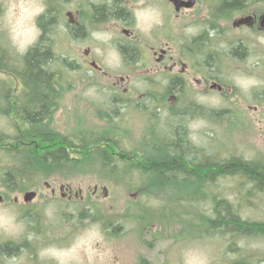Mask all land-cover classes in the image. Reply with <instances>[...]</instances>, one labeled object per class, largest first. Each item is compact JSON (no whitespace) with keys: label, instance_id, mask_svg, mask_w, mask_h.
<instances>
[{"label":"rangeland","instance_id":"rangeland-1","mask_svg":"<svg viewBox=\"0 0 264 264\" xmlns=\"http://www.w3.org/2000/svg\"><path fill=\"white\" fill-rule=\"evenodd\" d=\"M40 12V6L29 0H14L7 11L5 44L8 53L0 59V84L9 83L16 89L6 86L0 90V134L10 138H22L29 132L28 125L25 126L14 111L16 96L13 94L17 93L21 99L31 96L21 85L20 73L26 66L25 56L29 50L39 46L35 18ZM154 24L153 12L149 10L139 24L145 44L157 41L153 36ZM95 38L93 44L89 41L54 44L56 57L52 58L50 69L58 73L60 79L59 97L51 102L48 119L34 128L59 140L84 131L91 133L93 128L105 131L108 128L101 114L114 110L120 117L116 123L126 131L123 148L128 154H145L152 135L168 136L173 127L183 126L187 140L197 153L264 163V65L257 67L255 73L234 66L230 75H222V82L230 79L237 88L228 97L217 90L205 96H200L202 93L198 90L191 94L188 91L192 101L185 94L189 104L172 110L166 93L154 85L157 78L164 76L147 73L141 64H125L117 46L126 44V40L118 27L113 25L110 34L97 32ZM90 47L93 49L91 57H96L100 71L82 62L83 51L85 53ZM80 48L81 53L78 52ZM249 48L253 54L247 66L254 62L264 64V37L253 34ZM65 60L74 63L76 69L68 67ZM76 63L83 64L79 67ZM121 77L128 80L123 87L113 88ZM124 87H128L126 95ZM6 93L9 97L3 99ZM114 99L118 102L116 105L112 104ZM254 106L259 109L253 111ZM225 112L233 119L222 118ZM118 130L121 131H115ZM7 144L10 142L4 143ZM11 165L0 152V196L3 198L0 204V264H141L143 261L146 264H264V234H222L201 227L199 217L208 218L213 214L210 201L172 198L166 212L174 220L183 219V224L163 226L151 221L143 228L138 218L144 209L167 207L157 198L153 187L132 189L120 173L114 178L85 171L76 176L69 171L63 174L55 170L39 173L34 180L36 185L31 188L10 191L4 187L3 176ZM134 173L140 178L141 173ZM141 179L144 180L143 174ZM67 183L82 190L83 202L82 198L75 203L61 199L59 188ZM150 184L157 186L159 183L151 180ZM48 185L57 188L56 198ZM96 186L99 189L95 194ZM183 188L184 192L176 189L175 193L186 194L189 187L184 185ZM252 189L253 185L237 177H225L210 190L238 205L243 218L264 222V194L252 193ZM32 190L40 197L25 202ZM86 209L91 215L81 218V212ZM155 212L151 215L165 219L166 212ZM7 244L15 246L17 251L7 253L1 249Z\"/></svg>","mask_w":264,"mask_h":264},{"label":"flooded vegetation","instance_id":"flooded-vegetation-1","mask_svg":"<svg viewBox=\"0 0 264 264\" xmlns=\"http://www.w3.org/2000/svg\"><path fill=\"white\" fill-rule=\"evenodd\" d=\"M29 1L36 3L41 9L35 18L41 52H50L53 58L56 57L55 43L89 41L88 43L93 44L97 32L107 31L110 34L112 26L115 25L126 40V44L117 46L125 64H141V68H146L147 73L164 76L163 79L157 78L154 85L166 93L172 110L184 103L189 104V100L193 99L190 95L193 90L201 92L200 96L217 90L222 96L228 97L237 91V88L230 79L227 83L222 82V75H230L234 66L247 68L255 73L264 65L262 62H254L251 63L252 66H247L253 54L249 48L252 35L264 37V0ZM13 3L14 0H0V59L8 53L5 44V23L7 11ZM149 10L154 15L153 36L157 41L145 44L139 24ZM98 11H104V14L98 17ZM88 49L85 53L83 51L82 62L87 66L91 64L100 71L96 57H91L93 49ZM31 50L32 48L29 52ZM78 52L81 53L82 49ZM145 59H148V65H145ZM76 64L79 67L82 65ZM127 80L121 77L113 88L123 87ZM21 85L29 91L38 87L45 90L47 87L31 82ZM50 85L57 92L51 95L55 100V97H59V83ZM6 86L16 89L14 85L7 83L0 84V90ZM128 87L123 89L125 95L128 93ZM188 91L190 94H187ZM185 94L190 96V99L185 98ZM13 96H16V100L21 98L17 93ZM253 108V111L259 109L256 106ZM249 109L252 110L251 105ZM221 117L233 119L229 118L226 112ZM47 119L48 114H45L41 121ZM48 188L56 198L57 188L53 185H48ZM98 189L96 186L95 194ZM59 190L61 199L67 203L78 202V198H82L83 202L85 198L82 196V190H76L70 183L61 184ZM39 197L38 192L32 190L26 195L25 202H32ZM15 201L18 202L17 199ZM2 202L3 198L0 204Z\"/></svg>","mask_w":264,"mask_h":264},{"label":"trees","instance_id":"trees-1","mask_svg":"<svg viewBox=\"0 0 264 264\" xmlns=\"http://www.w3.org/2000/svg\"><path fill=\"white\" fill-rule=\"evenodd\" d=\"M103 14L104 11H98V17ZM41 51L40 46H37L25 56L26 66L20 73V79L22 83L31 82L47 85V87L45 90L39 87L28 90L27 92L31 94L30 98H17L14 105V111L23 118L29 132L22 138L20 136L10 138L0 134V152H3L12 164L4 173V187L10 191L21 189L24 191L36 185L34 180L39 173L47 174L55 170L63 174L69 171L77 174L76 176L85 171L102 176L111 175L114 178L120 173L132 189L140 187L141 190L147 185L155 188L157 198L164 201L167 206L163 209L150 207L147 210L144 209L138 218L143 228L147 227L151 221H158L163 226L182 225L183 219L174 220L166 210L170 209L172 198L178 201L186 198L192 202H199L200 199L210 201L213 205L212 215L208 218L199 217L203 225L201 227L207 230L212 229L218 233L234 235L264 234V222L243 218L238 205L210 190L211 186L216 185L221 178L237 177L243 183L248 182L253 185L252 193L264 194V163L262 162L248 161L235 156L221 159L211 154L202 158L199 156L200 152L197 153L198 150L187 140L186 129L183 126L173 127L172 134L168 136L152 135L150 137L152 142L145 147L147 148L145 154L130 152L128 154L123 148L125 132L116 123L120 117L114 110H111L112 113L101 114V120H104V125L108 128L105 131L93 128L91 133L84 131L78 136L63 137L59 140L51 138V134L43 132L42 129L34 128L41 124L42 117L50 112L53 101L51 95L57 93L50 84L60 81L58 73L50 69L52 63L50 52ZM65 64L76 69L71 61L65 60ZM6 96L7 93L3 99H8L9 95ZM112 101L114 105V101L117 100ZM116 129L121 131H115ZM119 135H122V138ZM7 141L10 144L4 145ZM12 143H15L13 147ZM93 162L91 167L85 168ZM134 171L143 174L144 180L141 179V174L140 178L136 176L137 174H133ZM151 180H156L159 184L151 185ZM184 185L189 187L186 189V194L175 193L176 189L184 192ZM156 210L166 212H163L166 215L165 219L151 215V213H157ZM88 214L90 213L87 209L83 210L81 218H86ZM29 215L30 213H27V216ZM1 249L7 253L17 251V248L11 244L2 246ZM141 264L146 263L143 261Z\"/></svg>","mask_w":264,"mask_h":264},{"label":"bare ground","instance_id":"bare-ground-1","mask_svg":"<svg viewBox=\"0 0 264 264\" xmlns=\"http://www.w3.org/2000/svg\"><path fill=\"white\" fill-rule=\"evenodd\" d=\"M199 156L202 157V158H204V157H206L208 155L207 154L206 155H203L202 153H199Z\"/></svg>","mask_w":264,"mask_h":264},{"label":"water","instance_id":"water-1","mask_svg":"<svg viewBox=\"0 0 264 264\" xmlns=\"http://www.w3.org/2000/svg\"><path fill=\"white\" fill-rule=\"evenodd\" d=\"M2 200V197L0 196V201Z\"/></svg>","mask_w":264,"mask_h":264}]
</instances>
